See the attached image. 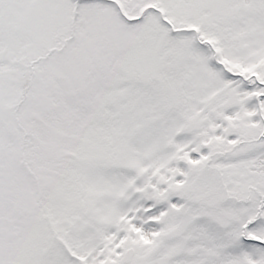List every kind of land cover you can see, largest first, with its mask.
Instances as JSON below:
<instances>
[{
	"label": "snow or ice",
	"instance_id": "snow-or-ice-1",
	"mask_svg": "<svg viewBox=\"0 0 264 264\" xmlns=\"http://www.w3.org/2000/svg\"><path fill=\"white\" fill-rule=\"evenodd\" d=\"M0 264H264V0H0Z\"/></svg>",
	"mask_w": 264,
	"mask_h": 264
}]
</instances>
